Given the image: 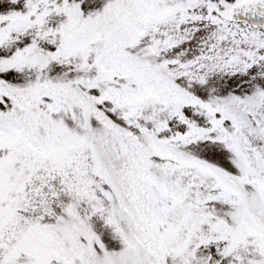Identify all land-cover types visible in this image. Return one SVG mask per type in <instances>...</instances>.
Instances as JSON below:
<instances>
[{
	"label": "snow or ice",
	"instance_id": "snow-or-ice-1",
	"mask_svg": "<svg viewBox=\"0 0 264 264\" xmlns=\"http://www.w3.org/2000/svg\"><path fill=\"white\" fill-rule=\"evenodd\" d=\"M0 264H264V0H0Z\"/></svg>",
	"mask_w": 264,
	"mask_h": 264
}]
</instances>
